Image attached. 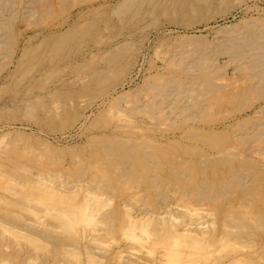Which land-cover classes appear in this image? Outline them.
<instances>
[{
  "label": "rangeland",
  "instance_id": "rangeland-1",
  "mask_svg": "<svg viewBox=\"0 0 264 264\" xmlns=\"http://www.w3.org/2000/svg\"><path fill=\"white\" fill-rule=\"evenodd\" d=\"M5 1L0 262L264 264V154L246 149L264 145V73L236 70L251 44L264 54V0ZM187 76L228 85L166 84ZM164 84L166 93L156 90ZM28 171L67 190L65 218L27 198L31 188L4 182ZM203 184L216 194L211 204L188 196ZM85 201L87 221L77 216ZM144 209L150 236L136 229L135 242L129 221ZM172 226L206 235H183L191 250L158 261Z\"/></svg>",
  "mask_w": 264,
  "mask_h": 264
},
{
  "label": "bare ground",
  "instance_id": "bare-ground-1",
  "mask_svg": "<svg viewBox=\"0 0 264 264\" xmlns=\"http://www.w3.org/2000/svg\"><path fill=\"white\" fill-rule=\"evenodd\" d=\"M5 0H3V1H0L1 2V4H3V2H4ZM10 1V0H9ZM9 1H7V2H9ZM129 1V0H128ZM137 1V0H136ZM200 1V0H199ZM6 2V1H5ZM11 2H12V0H11ZM123 2H124V0H123ZM125 2L126 3H128L126 0H125ZM124 2V3H125ZM134 2V1H133ZM204 2H206V1H204ZM10 3V2H9ZM126 3H125V5H126ZM131 3V2H130ZM178 3V2H177ZM1 4H0V6H1ZM132 4V3H131ZM7 5V4H6ZM124 5V4H123ZM5 6V5H4ZM2 7V6H1ZM124 8H125V6H123ZM128 7V6H127ZM125 8V9H128V8ZM1 9V8H0ZM120 9H121V7H120ZM193 10V9H192ZM35 11V10H34ZM125 11V10H124ZM116 12V11H115ZM11 14V13H10ZM17 14V13H16ZM15 14V15H16ZM175 14V13H174ZM12 17V16H11ZM16 17V16H15ZM9 18V17H8ZM13 18H14V15H13ZM10 19V18H9ZM8 19V20H9ZM7 20V21H8ZM10 22V21H9ZM6 24V23H5ZM9 25H11V23H9ZM9 25L7 26V24H6V28H9ZM13 25H11V27H12ZM16 27V26H15ZM0 29H2V27H0ZM2 30H5V31H7L8 32V30H6V29H2ZM18 30H19V28H18ZM252 31V30H251ZM254 31H255V29H254ZM3 33V32H2ZM6 33V32H5ZM69 33V32H68ZM246 33V32H245ZM248 33V32H247ZM249 34H250V31H249ZM64 35V34H63ZM257 35V34H256ZM65 36V35H64ZM63 36V37H64ZM247 36H248V34H247ZM246 36V37H247ZM251 36V35H250ZM249 36V37H250ZM253 36H254V33H253ZM62 37V38H63ZM243 37H245V36H243ZM256 37V36H255ZM62 38H60V39H62ZM242 38V37H241ZM59 39V40H60ZM257 38H255V40H256ZM242 40H244V38L242 39ZM247 40V39H246ZM245 40V41H246ZM234 41H235V39H234ZM233 41V45H234V42ZM248 41V40H247ZM246 41V42H247ZM252 41V40H251ZM258 41V40H257ZM260 41H261V39H260ZM241 42V41H240ZM243 42V41H242ZM246 42H244V43H246ZM244 43H241L242 44V46H248V44H246V45H243ZM250 43H252V42H250ZM250 43H249V45H250ZM261 43V42H260ZM259 43V44H260ZM259 44H254L253 43V45L251 44V46H255V48L259 51L261 48L258 46ZM114 46V45H113ZM62 47V46H61ZM261 47H262V45H261ZM243 48V47H242ZM241 48V49H242ZM245 48V47H244ZM258 48H260V49H258ZM248 49V47L245 49V50H247ZM252 49V48H251ZM250 48H249V50L250 51H252L253 53L252 54H250V55H248V56H245L246 54L245 53H247L248 54V52H249V50H248V52H243V51H239V52H241V53H239L238 52V54H237V56L240 54V55H242V56H240L239 55V58H243V59H246V58H251L250 56H253L251 59H250V61H249V59H247V61H246V64H244V66H238V68H236V70L238 69L239 71L240 70H244V69H247V68H249V69H254V70H257V71H259L260 73L262 72V73H264V54L261 56V52H254L253 50H256V49H253V50H251ZM264 50V49H263ZM250 53V52H249ZM260 54L259 56L257 55V56H255L256 54ZM237 56H236V59H238L237 58ZM121 58V57H120ZM239 61H240V59H239ZM243 60L241 59V62H242ZM245 61V60H244ZM243 61V62H244ZM249 61V62H248ZM248 62V63H247ZM114 64V63H113ZM184 69V71H186V69L187 68H183ZM201 69H199L198 70V72L200 71ZM248 70V69H247ZM207 72H209L210 73V71H207ZM207 72H204L205 74L207 73ZM242 71H240V73H241ZM250 72V71H249ZM253 72V71H252ZM255 72V71H254ZM259 72H257V73H259ZM244 73H245V71H244ZM251 73V72H250ZM199 74V73H198ZM203 74V73H202ZM201 74V75H202ZM211 74V73H210ZM191 75V74H190ZM200 75V76H201ZM257 74H255V77H257L256 76ZM207 77H208V79H210L209 77H210V75L208 76V75H206ZM205 76V77H206ZM249 76V75H248ZM252 76V75H251ZM260 76H263L262 74H260ZM201 77H204V76H201ZM212 77V76H211ZM214 77V76H213ZM219 77V76H218ZM221 77V76H220ZM187 78L188 79H185L184 81L183 80H168V81H166V84L167 83H169L170 81H173L174 83H177L178 84V86L184 91V90H186L189 86H191L192 87V85H193V87H194V85L196 86H199V85H202V86H209V87H216V88H220L221 86H227L228 85V83L226 84H219V83H217V82H215V78L214 79H212L211 78V80H206L205 78H200V79H198L197 78V76H187ZM258 79V81L260 80V78L259 77H257L256 78V80ZM218 80H220V79H218ZM262 80V79H261ZM217 81V80H216ZM260 82V81H259ZM264 84V81L263 82H261L260 84ZM259 84V83H258ZM262 84V85H263ZM147 86H151L152 84H146ZM256 85V84H255ZM262 85H257V86H259V89L258 90H260V86H262ZM253 86H254V84H253ZM263 87V86H262ZM155 88H156V90L157 91H159V90H162V89H164L165 88V84L164 85H158V86H155ZM205 89H206V87H204ZM218 88V89H219ZM222 88V87H221ZM245 88V87H244ZM257 88V87H256ZM169 88L168 87H166L163 91L166 93V91L168 90ZM189 89V88H188ZM191 89V88H190ZM190 91V90H189ZM208 92V91H207ZM250 92V91H249ZM165 93H163V92H160V94L161 95H163L164 97H166L167 96V94H165ZM185 93V92H184ZM209 93V92H208ZM247 94H249L248 92H246ZM166 95V96H165ZM234 99V98H233ZM201 105H199V107H200ZM238 106H240V105H238ZM199 109V108H198ZM238 109V108H237ZM261 125H264V123L263 124H261ZM253 130V129H252ZM259 130V129H258ZM255 131H256V129H255ZM264 131H261V133L262 134H264L263 133ZM256 132H254V134H255ZM259 133V132H258ZM248 136L250 135V134H247ZM252 136V135H251ZM257 136H259V134L257 135ZM247 137V136H246ZM260 138V137H259ZM259 138L258 137H256L255 138V140L256 139H258L259 140ZM250 140H251V138H249ZM249 139H248V141H249ZM261 140H263V139H261ZM261 142V141H260ZM246 145H248V143L246 144ZM246 149H248V151L249 150H252L253 152L255 151H258L257 153H259V154H264V145L262 146V145H256V148H253V146H249V147H246ZM247 151V152H248ZM140 155L142 156V157H147L148 155H149V153H147V152H140ZM145 160V159H144ZM211 165H212V163H211ZM17 168V167H16ZM17 169H19V168H17ZM22 169H26V170H28L26 167H24L23 168V166H21V170ZM6 175V174H5ZM52 175V174H51ZM1 176V175H0ZM46 177H47V175H46ZM46 177H44L43 176V174H39L38 176H34V173L33 172H31V171H28V172H26V174H25V176L24 177H21V178H18V176L17 177H12V176H9V177H4V182L5 183H15V184H19V185H21L22 187L24 186V187H28L29 189L31 188V192L30 193H34L33 194V196L31 195V194H27V195H29L27 198H29V197H32V199H34V201L36 202V203H40V202H42V203H40V205H45V206H43V208H45L46 207V204H49V205H47V207L45 208V209H47V210H49L50 208H48L49 206H51L52 204V206H57L58 207V205L60 206V205H64L65 204V206H61V207H53L52 209L53 210H55V211H58V212H60L61 214H63V217L65 216H67V190H65V191H63V189H60V187L59 186H62L63 188L64 187H66L63 183H59L60 185L58 186L59 188H57V186L55 187V186H52V187H50V186H48L47 184H46ZM49 177H51V176H48V179H49ZM18 178V179H17ZM57 179V178H56ZM62 179V178H61ZM64 179V178H63ZM242 179V178H241ZM246 179V178H245ZM52 180H54V178L52 179ZM67 181V180H66ZM241 181V180H240ZM246 181V180H245ZM48 182V181H47ZM65 182V181H64ZM50 183V182H49ZM56 183V182H55ZM66 184V183H65ZM7 185V184H6ZM52 185V184H51ZM14 186V185H13ZM68 186V185H67ZM78 186V185H77ZM16 187V186H15ZM67 188V187H66ZM65 188V189H66ZM33 189V190H32ZM210 190H211V186H209L208 184H203L202 186H198V187H196L195 189H194V192H188V196H192V198H193V200L194 201H196L198 204H202V201H207V202H209L210 204L213 202L212 200L216 197V194H214V193H211L210 192ZM16 191V190H15ZM74 191V190H73ZM25 192V191H24ZM93 191H91V190H88V189H86L85 190V193H84V196H86V197H92V196H94V197H92L95 201H97L98 200V197L97 196H102L101 194H99V195H97L98 193L96 192H94L95 194L94 195H92L93 193H92ZM72 194V193H71ZM183 194V193H182ZM190 194V195H189ZM26 195V194H25ZM97 195V196H96ZM181 195V194H180ZM186 195V194H185ZM26 197V196H25ZM97 198V199H96ZM38 201H36V200ZM84 199H85V197H84ZM92 199V200H93ZM191 199V198H190ZM69 200V199H68ZM85 200H87V199H85ZM89 200V199H88ZM29 201H31V200H29ZM40 201V202H39ZM70 201V200H69ZM168 201V200H167ZM167 201H166V203H167ZM211 201V202H210ZM99 202V201H98ZM189 202V201H188ZM196 202H194V203H196ZM199 202H201V203H199ZM204 202H203V204H204ZM206 202V203H207ZM45 203V204H44ZM89 203H90V201H85V205L86 206H83L84 208H82V207H78V210H80L81 208V210H80V212H81V216L80 215H78L80 212H78L77 210H76V212H74V213H77L78 212V214H77V216H79L80 218H84L85 216H83V215H89V216H92V214H91V209L90 208H92L91 207V204H90V206H88L89 205ZM191 203V202H190ZM193 203V202H192ZM93 204V203H92ZM97 204V203H96ZM95 204V205H96ZM101 204V203H100ZM17 205V204H16ZM39 205V206H40ZM71 205V204H70ZM84 205V204H83ZM102 205V204H101ZM170 205V204H169ZM209 205V204H208ZM93 206V205H92ZM100 206V205H99ZM167 206V205H166ZM40 207H42V206H40ZM77 207V206H76ZM168 207V206H167ZM30 208V207H29ZM94 208V207H93ZM45 209H44V211H45ZM96 209V208H95ZM102 209V208H101ZM41 210H43V209H41ZM46 210V211H47ZM187 210V209H186ZM191 210V209H190ZM151 210L150 209H144V210H142V211H140V212H138L137 214H135V215H131L132 216V218H131V220L129 221V223H130V226H131V228L132 229H135V231H133L132 229H130V230H132V232L130 231L129 232V234H130V237L133 239V241H135V242H139V240H140V238H141V235H140V233H143V235H146V236H148L149 234H150V232L149 231H146V229L147 228H145V226H144V223L143 222H147L146 224L148 225L149 224V222L151 223V218H152V216H153V214H151V213H153V212H150ZM30 212V211H29ZM71 213H72V211H70ZM47 213V212H46ZM53 213V212H52ZM60 213L58 214V215H60ZM190 213L192 214L193 213V211H190ZM43 214V213H42ZM57 214V213H56ZM83 214V215H82ZM91 214V215H90ZM55 216V215H54ZM57 216V215H56ZM74 216V215H73ZM71 216L72 217V219L73 218H77V216ZM242 216V215H241ZM64 217V218H65ZM71 217H70V219H71ZM129 217H130V215H129ZM160 217H161V215H160ZM82 218V219H83ZM86 218L87 217H85V220H86ZM82 219H80V222H83V220ZM88 219H90V218H88ZM64 220H67V218L66 219H64ZM164 220V219H163ZM240 220H242V217L240 218ZM260 220V219H259ZM74 221V220H73ZM77 221V220H76ZM75 221V222H76ZM79 221V220H78ZM77 221V222H78ZM87 221V220H86ZM85 221V222H86ZM93 221V220H92ZM172 221H173V219H172ZM246 221V220H245ZM84 222V223H85ZM91 222V220L89 221L88 220V223H90ZM260 222V221H259ZM66 222H64V224H65ZM243 223V222H242ZM36 224V223H35ZM161 224V223H160ZM34 225V224H33ZM63 225V224H62ZM144 226V228L142 229V227ZM142 226V227H141ZM162 226V225H161ZM87 227V226H86ZM85 227V228H86ZM141 227V228H140ZM173 227V226H172ZM188 227H190V226H188ZM199 228H201V226L200 227H198V229ZM10 229V228H9ZM71 229V228H70ZM136 229H140V233H137V231H136ZM141 229H142V232H141ZM173 229H174V231L176 232V233H174L175 235L171 238L172 239V241H173V243L172 244H170L169 246H166V247H164V249H163V252L161 253V255H160V257L158 258V261H164L166 258H169V257H172V258H174V257H178V258H180V256H182L185 252H188V250H191V246L190 245H182V243L184 244V241H183V239H181L182 237H183V235H187V234H192V235H197L195 232H194V230L193 231H191L190 229H188L187 228V226H186V229H183V230H180L179 231V229L177 228V227H173ZM172 229V230H173ZM57 230V229H56ZM59 230V229H58ZM73 230V229H72ZM177 231L179 232V233H177ZM7 233V232H6ZM76 233V232H75ZM79 233V232H78ZM148 234V235H147ZM13 235V234H12ZM46 235H50L49 233H47L46 232ZM205 235H206V233H204V232H200V235H197V236H199L200 238L199 239H197L196 241H198V242H200V241H203V237H205ZM223 235V234H222ZM221 235V237H223V238H220L221 240L223 239L224 240V237L226 236V235H224V236H222ZM150 236V235H149ZM148 236V237H149ZM50 237V236H49ZM70 237V236H69ZM185 237V236H184ZM190 237V236H189ZM188 237V238H189ZM191 238V237H190ZM144 239H146V237L145 238H143V240ZM187 239V238H186ZM226 239V238H225ZM23 240V239H22ZM21 240V241H22ZM141 240H142V238H141ZM224 242H228V241H224ZM42 244V243H41ZM63 244H65V243H63ZM6 244H3V246H5ZM33 245V244H32ZM44 245V244H43ZM66 247V246H65ZM3 250H4V248H3ZM67 251V250H66ZM5 252V251H4ZM71 253V252H70ZM92 256V255H91ZM188 256V255H187ZM252 256V255H251ZM73 257V256H72ZM189 257V256H188ZM79 259V258H78ZM5 260V259H4ZM244 261V260H243ZM1 262H3L4 263V261L3 260H1ZM0 262V263H1ZM6 262V261H5ZM256 262V261H255ZM258 262V261H257ZM3 263H1V264H3ZM237 263V262H236ZM246 263V262H245ZM30 264V263H29ZM249 264V263H248Z\"/></svg>",
  "mask_w": 264,
  "mask_h": 264
}]
</instances>
